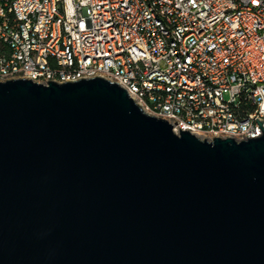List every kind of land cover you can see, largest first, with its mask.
<instances>
[{
  "label": "water",
  "instance_id": "95a60500",
  "mask_svg": "<svg viewBox=\"0 0 264 264\" xmlns=\"http://www.w3.org/2000/svg\"><path fill=\"white\" fill-rule=\"evenodd\" d=\"M0 264H264V135L176 133L102 76L0 81Z\"/></svg>",
  "mask_w": 264,
  "mask_h": 264
},
{
  "label": "built area",
  "instance_id": "2783aa9c",
  "mask_svg": "<svg viewBox=\"0 0 264 264\" xmlns=\"http://www.w3.org/2000/svg\"><path fill=\"white\" fill-rule=\"evenodd\" d=\"M82 76L176 133L259 138L264 0H0V81Z\"/></svg>",
  "mask_w": 264,
  "mask_h": 264
}]
</instances>
